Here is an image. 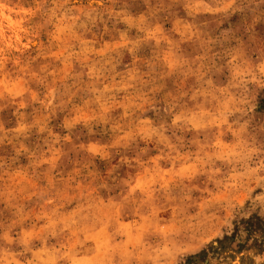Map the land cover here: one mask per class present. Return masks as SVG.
<instances>
[{"label": "clouds", "instance_id": "obj_1", "mask_svg": "<svg viewBox=\"0 0 264 264\" xmlns=\"http://www.w3.org/2000/svg\"><path fill=\"white\" fill-rule=\"evenodd\" d=\"M109 9L0 21V264H172L217 210L246 214L264 264V0Z\"/></svg>", "mask_w": 264, "mask_h": 264}, {"label": "rangeland", "instance_id": "obj_2", "mask_svg": "<svg viewBox=\"0 0 264 264\" xmlns=\"http://www.w3.org/2000/svg\"><path fill=\"white\" fill-rule=\"evenodd\" d=\"M76 2L91 15L103 17L110 11L109 4L112 0ZM27 4L28 0H0V21L14 22ZM2 126L7 132L10 127H19V122L15 116H11ZM21 164L27 167V160H21ZM137 183L143 186V175L137 177ZM245 215L218 210L209 212L200 224L186 228L183 235L171 241L167 251L170 252L172 264H249L253 226L245 219ZM95 242L100 251L111 246L109 238L104 233L97 234Z\"/></svg>", "mask_w": 264, "mask_h": 264}]
</instances>
